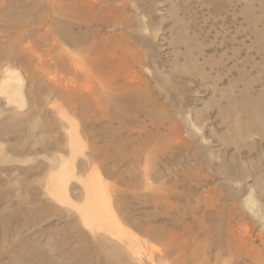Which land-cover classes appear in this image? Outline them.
<instances>
[{
  "label": "rangeland",
  "instance_id": "rangeland-1",
  "mask_svg": "<svg viewBox=\"0 0 264 264\" xmlns=\"http://www.w3.org/2000/svg\"><path fill=\"white\" fill-rule=\"evenodd\" d=\"M0 22V264H264V0H0ZM92 188L122 236L86 227Z\"/></svg>",
  "mask_w": 264,
  "mask_h": 264
},
{
  "label": "bare ground",
  "instance_id": "bare-ground-1",
  "mask_svg": "<svg viewBox=\"0 0 264 264\" xmlns=\"http://www.w3.org/2000/svg\"><path fill=\"white\" fill-rule=\"evenodd\" d=\"M129 2V1H128ZM127 2V3H128ZM51 4V3H50ZM122 5V4H121ZM126 6V5H125ZM107 9V8H106ZM111 9V8H110ZM54 10V9H53ZM117 11V10H116ZM16 12V11H15ZM122 12V11H121ZM115 13V12H114ZM120 13V12H119ZM54 14V13H53ZM11 15V14H10ZM32 15V14H31ZM8 16V15H7ZM17 16V15H16ZM92 16V15H91ZM114 16V15H113ZM13 17V16H12ZM11 17V18H12ZM51 19V18H50ZM12 20V19H11ZM34 20V19H33ZM98 20V19H97ZM120 20V19H119ZM122 20V19H121ZM92 21V20H91ZM56 22V21H55ZM114 22V21H113ZM124 22V21H123ZM1 23V22H0ZM90 24V23H89ZM102 24V23H101ZM114 26V25H113ZM6 27V26H5ZM89 27V25H88ZM63 28V27H62ZM91 28V27H90ZM6 30V29H5ZM38 30V29H37ZM34 31V30H33ZM19 33V32H18ZM62 34V33H61ZM94 34V33H93ZM96 35V34H95ZM101 35V34H100ZM104 36V35H103ZM117 36V35H116ZM92 38V37H91ZM117 38V37H116ZM125 38V37H124ZM40 39V38H39ZM119 39V38H118ZM109 40V39H108ZM18 41V40H17ZM70 41V40H69ZM79 41V39H78ZM113 41H111L112 43ZM96 43V42H95ZM118 43V42H117ZM130 43V41H129ZM128 43V44H129ZM31 45V44H30ZM91 45V44H90ZM26 47V46H25ZM108 48V47H107ZM135 50V49H133ZM18 51V50H17ZM88 51V50H87ZM132 51V49H131ZM12 52V51H10ZM24 52V49H23ZM32 52V51H31ZM37 52V51H36ZM33 53V52H32ZM31 53V54H32ZM134 53V51H133ZM13 54V53H12ZM18 54V53H17ZM25 55V54H24ZM131 55V54H130ZM137 55V54H136ZM26 56V55H25ZM29 56V55H28ZM27 56V57H28ZM34 56V54H33ZM112 56V55H111ZM106 57V56H105ZM52 58V57H51ZM133 58V57H132ZM136 58V57H135ZM28 59V58H27ZM102 59V58H101ZM135 60V59H134ZM12 61V60H11ZM39 61V60H38ZM137 61V60H136ZM37 62V61H36ZM115 62V61H114ZM102 63V62H101ZM12 64V63H11ZM31 65V64H30ZM138 65V64H137ZM29 66V65H28ZM52 66V65H51ZM33 67V66H32ZM31 67V68H32ZM117 67V66H116ZM140 67V66H139ZM28 68V67H27ZM57 69V68H56ZM32 72V71H31ZM134 72V71H133ZM135 73V72H134ZM130 74V73H128ZM127 76V75H126ZM135 77V75H134ZM117 79V78H116ZM135 79V78H134ZM127 81V80H126ZM140 82V81H139ZM150 82V81H149ZM148 82V83H149ZM31 84V83H30ZM59 84V83H58ZM132 84V83H131ZM52 86V85H51ZM140 86V85H139ZM144 86V85H143ZM131 88V87H130ZM20 80L18 78V75L16 74L15 71L11 70V69H7L5 72V75L2 79V81L0 82V94L3 95L8 103H20V96H21V92H20ZM56 89V88H55ZM132 89V88H131ZM134 89V88H133ZM61 91V90H60ZM63 91V90H62ZM66 91V90H65ZM53 94V93H52ZM96 105V104H95ZM105 107V106H104ZM176 130V129H175ZM181 131V130H179ZM181 133V132H180ZM169 134V133H168ZM172 134V133H171ZM173 135V134H172ZM168 136V135H167ZM166 136V137H167ZM170 136V135H169ZM172 139V138H171ZM183 140V139H182ZM76 139L75 137H72L71 142H70V149L71 151H73L74 149H76L77 145L76 144ZM94 149V148H93ZM98 149V148H97ZM100 149V148H99ZM115 149V147H114ZM116 150V149H115ZM118 151V150H117ZM120 152V151H119ZM90 154V153H89ZM92 155V154H91ZM90 155V156H91ZM89 156V155H88ZM95 157V156H94ZM85 158V157H84ZM86 160V159H85ZM94 180V178H93ZM59 184V183H58ZM92 185V184H91ZM99 185V184H98ZM60 184L57 186V182L53 181L52 182V194L54 196H57L58 192H57V188L59 187ZM100 186V185H99ZM93 187V185H92ZM95 188V187H94ZM97 188V187H96ZM93 189V188H92ZM98 189H100L98 187ZM95 189L91 190L88 189V191H90V195L88 196V199L91 198L92 196V203L88 202L87 205L85 206V208L83 210H80V214L82 216V219L86 225V227L88 228V230L90 229L91 232H93L96 229H101V230H105L109 233H113L114 235L116 234L117 236H122V232L120 229H118V225H115V221H109V218L104 217L103 216V212L106 211L107 209H104V206L100 205V203H96L98 200L97 197L95 196L96 190ZM64 193L63 190L59 189V194ZM103 195H102V199H103ZM106 198V197H105ZM107 200V199H104ZM109 200V198H108ZM100 202H102V200H100ZM109 204V201H106ZM245 207L250 211V212H254L257 208V205L255 204V201H253V199L251 198V195H247V197L245 198ZM107 204V206H108ZM105 206V207H107ZM110 212V211H109ZM111 217H113L111 215ZM114 218V217H113ZM114 220V219H113ZM121 228V227H120ZM97 236V234L95 235ZM98 237V236H97ZM98 240V238H97ZM135 254H138V252L134 251Z\"/></svg>",
  "mask_w": 264,
  "mask_h": 264
}]
</instances>
